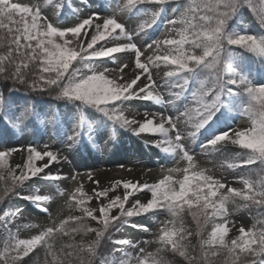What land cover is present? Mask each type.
Returning <instances> with one entry per match:
<instances>
[{"label": "snow or ice", "instance_id": "obj_1", "mask_svg": "<svg viewBox=\"0 0 264 264\" xmlns=\"http://www.w3.org/2000/svg\"><path fill=\"white\" fill-rule=\"evenodd\" d=\"M169 5H175L171 8L173 16L165 20ZM49 7L62 17L63 0H43L42 5L32 6L0 0V82L4 88L0 91V122L5 126L0 133L26 132L37 121L45 126L51 123L58 135L62 133L69 151L87 144L98 147L101 129H111L113 136L119 130L135 136L149 134L158 137L153 147L178 162L185 161L186 166L169 168L156 183L116 181L112 189H94L97 198H107L109 191L121 184L124 189L123 197L110 198L98 209L87 206L92 197L81 185L65 200L66 206L80 215L53 220L47 226L25 225L39 229L30 238H20L19 228L13 232L6 224L0 238V264H28L24 258L37 247L52 257L45 264H96L102 255V240H111L112 234L124 226L148 232L147 224L132 218L149 214L166 217L160 221L154 239L113 240L116 245L136 250V254L124 252L118 261L105 257L104 264H170L169 256L182 258L184 264H264V0H114L108 4L111 16L94 12L71 25L50 19L42 11ZM246 11L251 14L248 23H244ZM125 15L139 17L140 22L132 27L117 19ZM240 24L244 25L242 29L235 27ZM250 26H258V30L250 31ZM160 27L174 32L175 37L146 44V48L155 45L156 54L142 62L144 52L135 38ZM162 46L163 55L159 54ZM118 53L134 54L135 68L139 70L134 78H125L124 70L130 66L127 63L119 66L118 77L110 75L116 68L96 63L117 58L114 54ZM245 53L254 60L250 61ZM252 63L258 67H251ZM161 64L167 67L164 84L171 89V98L167 99L157 91L160 85L150 70ZM193 85L191 95L196 106L175 117L147 108L142 120L126 115L132 101L175 107ZM15 93L25 94L23 105L16 103ZM29 93H46L71 107L67 113H42ZM234 116L246 118L250 126H235L230 122ZM181 117L192 129L187 136L178 127ZM189 137L193 142L203 137L200 149L210 156L223 153L229 144L240 149L225 163L233 170L245 169L239 177L243 188L230 187L208 169L199 167L185 143ZM14 151L20 149L0 150V181L5 180V173L11 181L0 191V203L15 195L47 213L39 202L65 196L62 189L57 188L53 195L36 194L38 189L21 195L17 189L34 178L67 179L47 171L62 157L58 152H42L28 145L23 165L12 168L8 158ZM38 161L42 163L38 165ZM72 179H76L75 175ZM136 193L150 194V198L142 201ZM253 207L258 210L260 227H240L239 235L227 240L230 213ZM113 209L119 211L113 215ZM186 216L196 224L195 246L189 239L193 232L185 226ZM89 221L99 227L91 226ZM209 224L211 230L205 232ZM89 233H95V239L75 240V236ZM58 237L69 240L57 250ZM141 244L155 245V250L148 251Z\"/></svg>", "mask_w": 264, "mask_h": 264}, {"label": "rangeland", "instance_id": "obj_2", "mask_svg": "<svg viewBox=\"0 0 264 264\" xmlns=\"http://www.w3.org/2000/svg\"><path fill=\"white\" fill-rule=\"evenodd\" d=\"M16 2L27 4L29 6L43 4V0H16ZM110 2H114V0H70L69 9L71 10L72 15L71 17H65L63 21H60V18L55 15V11L50 7L43 8L42 11L50 19L57 21L61 25H71L78 22L79 19L86 18L94 12L100 13L102 17L111 16L112 10L108 7ZM174 6L175 5L168 6L169 11L164 16L165 20L173 16L171 8ZM73 12H75V15H73ZM117 19L132 27L140 22L139 17H129L126 15L117 16ZM174 37V32H169L163 27L150 30L147 35L136 37L135 42L137 43V46L141 47V50L144 52V55L141 56V61L144 62L146 61L147 56L156 54L154 51L155 45H153V48H146L144 47L146 44L152 43L153 40H163L165 38ZM117 43H126V41H118ZM164 52L165 49L162 46L159 54L163 55ZM114 56L117 58H105L104 60L97 61L96 63L100 67H107L110 69L116 68L117 71L110 73V75L117 77L121 75L119 72V66L121 64L127 63L130 66L124 70L125 78L128 80L134 78L135 74L139 71L135 68L134 54L118 53L114 54ZM150 70L152 72L153 79L156 80L160 85V87L157 88V91H159L166 99L171 98L169 96L171 89H169L164 84V73L167 70V67L162 64L159 68L156 67ZM174 90L179 91V89ZM195 106V103L189 98L187 92H184L182 99L177 102L175 107H166L163 105L151 104L143 101H132L129 105L130 110L126 113V115H128L129 118L142 120L144 109L147 108L150 112H160L165 116L172 115L175 117L179 114V112L188 108H194ZM69 108L63 109L58 106L55 110L51 109L50 111L67 113ZM88 118L92 119V116L90 115ZM159 119L160 118L157 117V123L159 122ZM47 120L48 117L45 119V121ZM231 123L241 128L250 126V123L246 118L239 116H234ZM178 127L185 134V136H187V133L192 130L191 127L185 122L184 117H181ZM37 132L40 133L41 136L38 145H35L34 139ZM155 139H158V137H154L149 134L135 136L130 132L123 130L117 131V133L113 136L111 129H101V134L97 139V141H102L101 145L96 147L91 144H87L85 147H81L78 150L69 151L66 149V146L63 142L62 133L58 135L56 129L51 123H47V126H45V123L39 122L37 130L29 132L26 136L21 137L16 142H9L7 148L20 149V151H14L12 153V159L15 165H23L25 162L27 156L26 148L28 145H33L35 147L37 146V150L42 152L45 150L58 152L62 157L58 163L53 162L47 171H49L52 175L60 176L62 178L67 177V179L48 181L40 178H34L25 184L27 186H24L22 195L32 194L34 190L37 189L38 192L36 194L53 195L56 193L55 190L57 188L62 189L65 194L68 195L73 189L83 185L84 191L90 197H92L89 208L98 209L101 203H107V200L110 198H113L117 195L123 197L124 189L123 185L121 184L120 186L116 187L115 190L109 191L107 198H97L93 192L94 189L97 192L103 191L104 189H112L116 181H131L132 183L138 182L140 184H152L162 179L169 168H183L186 166L185 161H179L178 164L166 163L164 161L165 154L152 146ZM202 139L203 138L200 137L195 142H193L189 137L185 140L190 154L193 155V158L199 167L208 169L215 178L220 179L221 182L226 183L228 186L242 189L243 185L239 183V177L242 174L241 170H233L227 168L226 165L222 167L221 165L224 164L219 163L217 160H213L212 156L202 152L200 149V141ZM104 151L108 155L107 158L99 156L103 154ZM63 157L67 158L65 159ZM40 163L42 162H37L38 165ZM18 173L19 169L17 170V174ZM74 175L76 177L75 180L72 179V176ZM89 175L91 176V179H89ZM95 181H99V184L97 185ZM135 195L139 196L142 201H146L148 198H150V194L136 193ZM132 199L133 197H130L129 203H131ZM65 200L66 199L64 197L56 195L51 201L39 202L42 207L47 208V213H42L36 204L30 203L29 201H17V205L19 207L18 209H22V211L17 212L13 216V220L6 224L13 232L19 228L20 238H30L32 235L36 234L39 229L25 227V225L36 224L44 226L49 224L52 220L58 217L64 204L63 201ZM118 211V209H113L112 214L115 215ZM251 213L244 212L237 215L230 213V215L227 217L229 231L226 238L231 240L238 236L240 227H244L246 230L249 229L252 225ZM98 214L99 213L97 212V215ZM150 216L151 218H149ZM163 218V215L152 216V214H149L148 216L134 217L132 218L134 222L147 224L150 230L145 232L143 229L124 226L120 231L115 233L113 237L115 240H152L154 239L155 234L158 232L160 221H162ZM210 230L211 224L206 226L205 232ZM5 231H0V238H2ZM115 246L117 249L115 253L118 256H122L124 252H131L133 255L136 254V250L131 249L127 245ZM141 246L145 247L148 251L155 250V245L141 244Z\"/></svg>", "mask_w": 264, "mask_h": 264}, {"label": "trees", "instance_id": "obj_3", "mask_svg": "<svg viewBox=\"0 0 264 264\" xmlns=\"http://www.w3.org/2000/svg\"><path fill=\"white\" fill-rule=\"evenodd\" d=\"M68 2H69V0H63L65 8L63 10L62 17H59L60 21H63L65 19V17H68L71 15V11L68 9ZM249 20H251V14L247 13V11H246L245 17H244V23H248ZM243 26H244L243 24H240V25H236L235 27L242 29ZM249 30L250 31H256V30H258V26H256L255 28H252L250 26ZM237 51L239 52L242 50L237 49ZM244 55L246 57H248V59L250 61L254 60V58H252L250 54L245 53ZM250 66L253 68H256V67H258V64L252 63V64H250ZM154 68H156V67H151V69H154ZM69 71H71V69H69ZM194 87H195L194 85L191 86L189 91H187L190 99L193 102H194V100H193V97L191 95V92H192V88H194ZM3 90H4L3 83L0 82V91H3ZM29 95L32 97L33 103L36 105L37 110L42 112V113L48 112L51 109L55 110L58 106H61L63 109L70 106V105L66 106L63 101H58V100L53 99L51 96H48L46 93L45 94L29 93ZM14 98H15L17 104L23 105L25 102V99L27 97L25 96L24 93H15ZM46 118L47 117H45V119ZM230 122H232V119L230 120ZM38 124H39V121L35 122V124L32 127H30L26 132L7 131V132L0 133V150H8L7 145L9 142H16L22 136L28 134L30 131L37 130ZM4 127L5 126H4L3 122H0V130L4 129ZM35 136H36L34 139L35 145H38L41 135H40V133L37 132ZM240 151H241L240 149L235 148L234 146L229 144V145H227L226 151H224L223 153L218 152V153H215L211 156H212L213 160H217L219 163L226 165V163H225L226 160L228 158L232 157L235 153H238ZM12 158H13L12 155L8 158V165L11 166L12 168H15L16 165H15ZM166 160H167V162L178 164V161L174 160L170 156H166ZM252 167H256V166L254 165ZM237 169L241 170V172H242L241 175L244 174V172H245L244 168H237ZM17 170L18 169H16V171ZM210 174H212V173L210 172ZM5 177L6 178L4 181H0V191L3 190L5 183H8V184L11 183V181L9 179H7V173H5ZM27 182H29V181H26L25 184ZM46 184H48V183H46ZM23 189H24V186H21V188H18L17 191L20 192L22 195ZM74 191H75V189H73L71 193H73ZM55 192H56V190H55ZM66 196L67 195L62 196V197H64L66 199ZM21 200H23V199H20L19 197L15 196V195H10V197H5L4 201L2 203H0V231L1 230H2V232L5 231V224L10 223L13 220V216L17 213L16 209L19 208L17 205L18 204L17 201L21 202ZM63 203L64 204L62 206V210H61L60 214L54 220L58 221L60 219H64V218L68 217L69 215H73V216L80 215V212L76 211L74 208L70 209L69 207H67L65 204V201H63ZM90 204H91V200L87 202V206L89 207ZM230 208H231V206H230ZM244 212H250V213L252 212L251 213L252 214V216H251L252 225L257 224V221H258V219H260V217L258 216V210L255 207L249 208V209H240L238 211H233L231 213L237 215V214H241ZM163 217H164L163 218V220H164L166 217L165 216H163ZM52 221L47 225H50L52 223ZM89 224L93 227H99V225H97L95 221H89ZM47 225H44V226H47ZM252 225H251V227H252ZM185 226L193 232V235L189 239L191 240L192 244L195 246L198 243V238L194 234L195 229H196V224H195V222L192 221V218L190 216L185 217ZM257 227H260V225L257 224ZM115 233H117V232H114L112 234L111 240L105 238L104 240L101 241V248L99 249V251L102 253V255L97 257L96 264H104V258L105 257L110 258L113 261H118L119 258L122 257V256L116 255V253H115L117 251L116 246H115L116 244H114L112 242L113 240H115L113 237V235ZM93 239H95V233H89L87 235L81 234V235L75 236V240L77 242L81 241V240L87 242V241H90ZM226 239L230 240L228 238H226ZM67 240H69V237H58L56 240V243H55V248L58 250L60 247V244L63 241H67ZM24 259H25V261L28 262V264H45L46 261H51L52 257L48 256L43 248L37 247L32 253L29 254L28 257H25ZM169 261H170V264H184L183 259L178 257V256H176V257L169 256Z\"/></svg>", "mask_w": 264, "mask_h": 264}, {"label": "bare ground", "instance_id": "obj_4", "mask_svg": "<svg viewBox=\"0 0 264 264\" xmlns=\"http://www.w3.org/2000/svg\"><path fill=\"white\" fill-rule=\"evenodd\" d=\"M97 144H98V145H101V144H102V141H97ZM104 156H105V158L108 157V155H107V153H106L105 151L103 152L102 157H104Z\"/></svg>", "mask_w": 264, "mask_h": 264}]
</instances>
